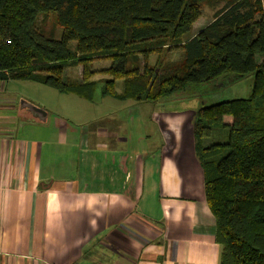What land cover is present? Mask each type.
<instances>
[{"label": "crops", "instance_id": "1", "mask_svg": "<svg viewBox=\"0 0 264 264\" xmlns=\"http://www.w3.org/2000/svg\"><path fill=\"white\" fill-rule=\"evenodd\" d=\"M77 69L68 76L82 78ZM19 81L31 80H0V264H220L198 107L128 102L141 107L131 122L110 113L94 123L75 117V94L39 83L50 103L27 98L47 111L43 122L15 105L8 87Z\"/></svg>", "mask_w": 264, "mask_h": 264}, {"label": "trees", "instance_id": "2", "mask_svg": "<svg viewBox=\"0 0 264 264\" xmlns=\"http://www.w3.org/2000/svg\"><path fill=\"white\" fill-rule=\"evenodd\" d=\"M221 2L187 37L203 4ZM48 15L50 30L40 18ZM176 49L181 59L164 62L161 54ZM96 60L109 65L96 70ZM79 66L82 78L65 76ZM99 72L108 75L104 97L151 102L253 77L248 97L198 107L193 132L220 264H264V0H0V80L30 79L92 101ZM217 128L228 132L214 139Z\"/></svg>", "mask_w": 264, "mask_h": 264}, {"label": "rangeland", "instance_id": "3", "mask_svg": "<svg viewBox=\"0 0 264 264\" xmlns=\"http://www.w3.org/2000/svg\"><path fill=\"white\" fill-rule=\"evenodd\" d=\"M223 4L224 2H221L215 7L212 6L211 4H203L202 15L199 17V19H197V21L195 22L193 26L191 34L190 33L187 34V37L194 34L197 29L202 28L203 26L208 24L212 20L215 10L221 7ZM40 18L41 19L45 18L43 21L44 26L46 27L47 30H50L52 28V15H48L47 17L41 16ZM57 30H58L57 32L59 35L63 31V28L59 27V29ZM161 55H162L164 62H175L181 59L180 57L183 56V52L180 49H176L170 52L169 51L163 52ZM151 57L152 58H150L151 59L150 62L154 64L155 58H157V56L153 54ZM108 65H109V61L96 60L93 62L92 66L94 69L96 68L97 70H99L103 67H107ZM77 68H82V67L81 66L72 67L69 70V73H73L74 75L78 74L79 69ZM69 73L67 70L65 73V76H68ZM93 78L99 82L97 89H96L97 92L94 98L95 99L94 103H90L87 100L81 99L75 95H67V97L70 98L68 102H70V104L72 105L71 109H74V110L76 109V111H74L75 117L82 119V120L94 119L93 122L95 123L96 122L95 119H98L99 116H102V115L105 116L103 120L104 119L109 120L108 115L112 113L115 116L125 115L126 118L129 117L128 118L129 120H125V121L131 122L132 120L131 118L134 115V114H131V111L136 110L137 112L138 109L141 108L140 105L137 104V105H134V107L132 106L131 108L127 107L128 109L126 110L125 105L128 104V102L132 104L133 102H136V101L129 100V101L122 102V101H119L118 99L116 100L111 97H105L104 99H100V94H101L100 91L102 89L103 79L108 78V75L103 74L102 72H99V73H96V75ZM231 81L224 80L223 78L219 80L218 83L216 82V83L202 84L195 89L197 95L193 97H187V98L178 97V98H181L178 100L180 101L184 100L183 104L186 107L192 106L193 109H195L196 107L210 105V104L217 103V102L224 101V100L248 97L251 94L252 89H253V83H254L253 77L251 75L244 76L239 79H232ZM24 84H29V86H26ZM41 86L43 85L36 83V82H32V81H28V82L19 81V82H15L14 85H10L8 87V91L13 92L14 97H15L14 98L15 105L17 107H19V104L21 103L20 101L22 100L30 101L29 98L35 99L36 101H39V103L49 104L50 102H48L49 101L48 96L50 95L45 94L46 92H43V90H41L43 88ZM44 88H47L48 90H50V92H56L55 94L59 95L57 91H54L53 89L49 87H44ZM122 89H123V80L118 79L117 80V91H122ZM172 99L173 98H170V100ZM164 100H167V99H164ZM56 101L57 103L54 104V107H56V105H60V104L62 105V102H59L60 100L57 99ZM99 121H101V119ZM91 125H93V123L90 122V126ZM220 132H225L227 134L228 131H226V129L217 128L214 130L212 138L218 139L220 137V134H222Z\"/></svg>", "mask_w": 264, "mask_h": 264}, {"label": "water", "instance_id": "4", "mask_svg": "<svg viewBox=\"0 0 264 264\" xmlns=\"http://www.w3.org/2000/svg\"><path fill=\"white\" fill-rule=\"evenodd\" d=\"M20 102V107L29 108L31 114H33L34 117L38 118L39 120H42L43 122L46 120L47 111L45 109L41 108L40 106H37L31 101L22 100Z\"/></svg>", "mask_w": 264, "mask_h": 264}]
</instances>
